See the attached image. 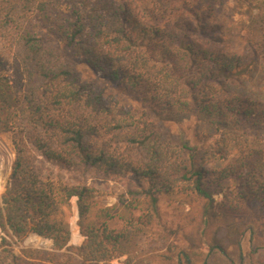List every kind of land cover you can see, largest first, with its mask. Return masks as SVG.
<instances>
[{
    "label": "trees",
    "instance_id": "16d2710c",
    "mask_svg": "<svg viewBox=\"0 0 264 264\" xmlns=\"http://www.w3.org/2000/svg\"><path fill=\"white\" fill-rule=\"evenodd\" d=\"M201 1L0 0V134L9 135L14 152L0 227L13 243L30 235L51 243L16 255L1 239L0 264H98L123 256V264H157L131 251L158 217L161 194L203 199L204 216L254 205L264 215V166L255 160L264 109L235 91L249 71L226 52L213 14L196 8ZM66 51L160 113L194 116L216 148L200 152L176 142L146 112L97 92ZM232 149L226 164L207 167L222 165ZM91 171L129 181L113 205L94 200ZM73 198L85 237L78 248L69 245ZM203 247L179 249L177 263L200 264L204 255L201 264H209L217 250L224 254L220 246Z\"/></svg>",
    "mask_w": 264,
    "mask_h": 264
},
{
    "label": "rangeland",
    "instance_id": "374dc122",
    "mask_svg": "<svg viewBox=\"0 0 264 264\" xmlns=\"http://www.w3.org/2000/svg\"><path fill=\"white\" fill-rule=\"evenodd\" d=\"M136 1L140 7H146L154 0ZM199 7L206 8L213 14L214 22L219 26L222 35V46L229 55L238 57L243 67L246 66L249 71L248 74H244L243 87H237L235 91L253 101L258 109H264V0H202L200 5H196V8ZM64 56L75 67L80 78L92 83L97 92L116 96L131 110L146 112L149 119L176 142L187 141L200 152L214 146V141L211 139L206 141L202 137L204 136L202 123L194 116L176 118L160 113L137 95L123 93L107 80L96 76L84 65L82 59L74 56L71 51H66ZM256 152L255 160L264 166V132L259 133ZM233 155H236L235 150L227 156L222 165L209 164L207 167L223 166ZM13 158L14 152L9 135L0 134V196L3 193L4 180L10 173ZM86 182L93 188L94 200L98 205L105 207L113 205L129 184L125 177L109 180L92 171L86 174ZM76 201V198L71 200L72 214L69 219L71 235L73 234L70 245L75 248L77 247L73 245L76 244L75 235H81ZM220 201V195L214 196L215 207ZM203 204L204 200L194 195L182 193L172 196L159 195L158 217L144 234L136 239L131 254L137 259H149L157 264H178L176 261L178 250L187 249L190 243H196L205 246L203 249L212 245L222 248L224 254L217 250L210 258L209 264H262L264 215L261 208L254 205L249 212L230 216L218 215L214 208L204 216ZM1 210L0 201V212ZM7 232L0 227V242L1 239H5L16 255H19L21 250L46 251L51 248V243L35 237H28L22 243H13ZM114 259L120 260L123 264L125 256ZM198 259L201 264L204 255L198 256Z\"/></svg>",
    "mask_w": 264,
    "mask_h": 264
},
{
    "label": "crops",
    "instance_id": "0c3cea01",
    "mask_svg": "<svg viewBox=\"0 0 264 264\" xmlns=\"http://www.w3.org/2000/svg\"><path fill=\"white\" fill-rule=\"evenodd\" d=\"M29 237H35V239H40V240H42V241H47V240H45V239H43V238H40V237H38V236H36V235H30ZM72 238H73V234L71 235V238H70V241L72 240ZM76 242V244H73V245H76L77 247L76 248H78V247H80L82 244H83V242L85 241V237L84 236H82V235H80L79 234V236L78 235H75V239H74ZM70 241H69V245H70ZM48 242V241H47ZM70 246H72V244L70 245Z\"/></svg>",
    "mask_w": 264,
    "mask_h": 264
},
{
    "label": "built area",
    "instance_id": "2783aa9c",
    "mask_svg": "<svg viewBox=\"0 0 264 264\" xmlns=\"http://www.w3.org/2000/svg\"><path fill=\"white\" fill-rule=\"evenodd\" d=\"M98 264H122V262L120 260L113 259V260L108 261V262H99Z\"/></svg>",
    "mask_w": 264,
    "mask_h": 264
}]
</instances>
